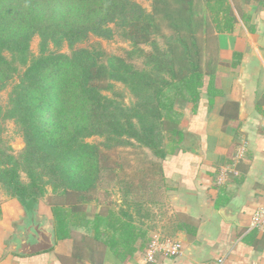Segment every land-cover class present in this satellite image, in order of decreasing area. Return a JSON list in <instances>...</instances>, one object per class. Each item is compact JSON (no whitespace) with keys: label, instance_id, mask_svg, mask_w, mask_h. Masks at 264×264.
<instances>
[{"label":"trees","instance_id":"1","mask_svg":"<svg viewBox=\"0 0 264 264\" xmlns=\"http://www.w3.org/2000/svg\"><path fill=\"white\" fill-rule=\"evenodd\" d=\"M224 2L151 0L146 13L134 0H0V91L10 86L7 103L0 104V188L28 210L47 196L56 240H72L75 262L100 264L110 251L132 264L135 252H146L147 229L127 209L141 203L124 200L117 210L107 206L90 218L85 205L105 178L118 177L121 159L111 164L118 148H146L156 158L141 160L124 182L125 193L141 188L137 193L153 196V186L165 184L163 160L181 150L186 115L196 111L202 95L211 106L217 93L212 39L231 31L233 21ZM214 6L226 12L224 25ZM111 25L132 44L125 56L103 61L98 48L73 47L90 34L110 37ZM35 35L37 55L30 50ZM63 43L69 54L58 50ZM134 54L141 66L129 61ZM115 81L134 96L131 105L118 99ZM8 120L23 138L18 154L3 137ZM94 135L102 141L86 140ZM177 220L181 230L194 233L190 217L178 213ZM78 227L89 232L75 237L72 228Z\"/></svg>","mask_w":264,"mask_h":264},{"label":"crops","instance_id":"2","mask_svg":"<svg viewBox=\"0 0 264 264\" xmlns=\"http://www.w3.org/2000/svg\"><path fill=\"white\" fill-rule=\"evenodd\" d=\"M224 1L233 21L231 31L212 39L217 93L211 106L202 95L196 111L188 109L181 150L163 160L168 194L163 235L180 243V253H157L152 264H264V232L248 230L252 213L264 204V57L257 43L264 36V0ZM213 8L224 25L223 7ZM229 205L235 221L220 213ZM0 207V264H81L71 257V239L56 240L47 251L16 254L11 243L31 209L16 198ZM34 211L54 227L50 209ZM178 213L192 219L193 234L179 228ZM144 255L135 252L129 261L143 264ZM100 264L124 263L106 251Z\"/></svg>","mask_w":264,"mask_h":264},{"label":"rangeland","instance_id":"3","mask_svg":"<svg viewBox=\"0 0 264 264\" xmlns=\"http://www.w3.org/2000/svg\"><path fill=\"white\" fill-rule=\"evenodd\" d=\"M137 2L146 13L150 12L151 8V0H134ZM113 33L110 37H98L90 34V36L82 43H77L75 47H95L101 51L102 60L107 61V59L111 56L120 55L125 56L127 50L132 48V44L125 37L122 36L120 28L117 26H112ZM157 42L160 47L164 46L163 40L160 37H157ZM140 47L144 51H150L152 49L151 44H141ZM52 49H55L51 46ZM30 50L34 55L38 54L39 51V37L37 35L33 36L30 42ZM62 53H70L71 48L66 43H63L62 46L58 49ZM136 66L142 65V58L140 56L137 57V54H134L130 59ZM114 90L117 93L118 99L121 100L122 104L125 106L131 105L134 101V96L131 94L129 89L120 82H113ZM10 90V86L2 89L0 91V104L5 105L7 103L8 92ZM108 94V92H107ZM110 95V93H109ZM112 95V94H111ZM46 116V115H45ZM47 120H50L49 116H46ZM5 130L3 132V137L6 140L7 144L10 145L12 152L18 154L23 148L24 142L21 136V133L13 123V121L8 120L4 123ZM91 143H100L102 141V137L99 136H91L86 139ZM167 142V141H166ZM167 144V143H166ZM121 159V160H120ZM120 160V161H119ZM141 160H156V158L152 155V153L146 148L135 147H126V148H118L113 153H111V164L114 166L117 164V161L122 164L121 166H117L118 177H115L112 180L105 178L100 186L96 189V191L92 195V199L88 201L85 205L86 213L88 214L87 218H90L95 212L100 211V209L104 207H111L114 210H117L120 205H125L124 200H131L132 202H139L141 204L136 206L127 207L130 209L131 213L134 216V220L137 225H141L144 229H147L148 232V241L149 243L153 241L156 235L162 233L165 225L164 215L168 214V204L166 202L168 198V194L166 192L167 186L165 184L158 183V186H153V189H157L155 194L152 196V191H144V194L137 193L141 190L134 189L136 191L125 193L124 182L126 180H130L131 177L137 172V169L141 167ZM22 178L25 180V175H22ZM137 181L135 180V183ZM148 188L152 190V185H149ZM10 199L8 195L0 188V206L6 202V200ZM47 196L39 197L33 206L30 208L32 210L38 209L39 211L50 209L48 205ZM154 202H153V201ZM134 205V203H133ZM27 210L26 207H24ZM16 225V224H15ZM14 225V227H15ZM160 229L152 236V232ZM89 229L85 227L72 228V233L75 237H78L82 233H88ZM148 243V244H149ZM143 252V251H142ZM105 254V253H104ZM144 254V253H143ZM104 258V255H103Z\"/></svg>","mask_w":264,"mask_h":264},{"label":"water","instance_id":"4","mask_svg":"<svg viewBox=\"0 0 264 264\" xmlns=\"http://www.w3.org/2000/svg\"><path fill=\"white\" fill-rule=\"evenodd\" d=\"M259 51L264 57V36L258 40ZM232 207L225 206L220 209L221 215L227 221H235L236 217L231 213ZM234 212V211H233ZM56 241L53 226L47 225L44 216L36 214L34 210L28 211L23 223L16 228V235L12 240L11 248L18 255H29L50 250Z\"/></svg>","mask_w":264,"mask_h":264},{"label":"built area","instance_id":"5","mask_svg":"<svg viewBox=\"0 0 264 264\" xmlns=\"http://www.w3.org/2000/svg\"><path fill=\"white\" fill-rule=\"evenodd\" d=\"M248 230H257L264 232V204L256 208L251 215ZM181 245L176 240L170 239L165 235L156 236L148 244L145 255V261L152 262L155 254L161 253L165 256L174 257L180 253ZM222 262V260H220Z\"/></svg>","mask_w":264,"mask_h":264}]
</instances>
